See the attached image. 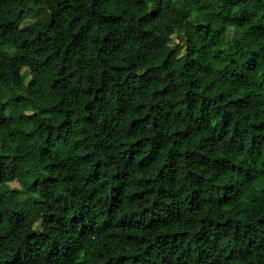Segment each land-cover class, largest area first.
I'll return each instance as SVG.
<instances>
[{"label":"trees","instance_id":"16d2710c","mask_svg":"<svg viewBox=\"0 0 264 264\" xmlns=\"http://www.w3.org/2000/svg\"><path fill=\"white\" fill-rule=\"evenodd\" d=\"M0 264H264V0H0Z\"/></svg>","mask_w":264,"mask_h":264},{"label":"rangeland","instance_id":"374dc122","mask_svg":"<svg viewBox=\"0 0 264 264\" xmlns=\"http://www.w3.org/2000/svg\"><path fill=\"white\" fill-rule=\"evenodd\" d=\"M42 15L43 11L37 5L30 4L29 7L22 13L18 25L20 27H23L32 22L35 18L40 17ZM5 52L15 54L19 53V50L7 47L5 48ZM27 71L28 69L26 67H23L21 70L24 75L27 74Z\"/></svg>","mask_w":264,"mask_h":264}]
</instances>
